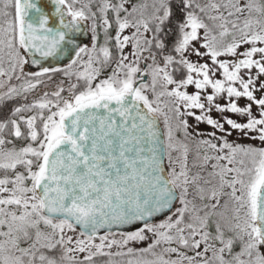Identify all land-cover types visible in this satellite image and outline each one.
<instances>
[{"label":"snow or ice","instance_id":"obj_1","mask_svg":"<svg viewBox=\"0 0 264 264\" xmlns=\"http://www.w3.org/2000/svg\"><path fill=\"white\" fill-rule=\"evenodd\" d=\"M0 264H264V0H0Z\"/></svg>","mask_w":264,"mask_h":264},{"label":"rangeland","instance_id":"obj_2","mask_svg":"<svg viewBox=\"0 0 264 264\" xmlns=\"http://www.w3.org/2000/svg\"><path fill=\"white\" fill-rule=\"evenodd\" d=\"M243 102H245V101H243V100L240 101L241 105H243ZM227 115L231 116L233 119H237V120H241V119H242V118L237 117V116H235V115H233V114H231V113H228ZM213 116L216 117L217 114H216V113H213ZM189 119H190V123H194V121H192L191 118H189ZM161 128L163 129V125H162V123H161ZM200 130H201L202 132H205V133L212 131V129H211L209 126L204 125V124L200 125ZM238 134H239V133H238ZM238 134H237V132H233L232 136H231L229 139H230V140H236L237 142H239V143H244V144H247V143H253V141H250V140H243V139H239V140H238V137H239ZM204 138H207V137L205 136ZM255 143L258 144L259 142L256 141ZM135 246L139 247V246H146V245H135Z\"/></svg>","mask_w":264,"mask_h":264},{"label":"trees","instance_id":"obj_3","mask_svg":"<svg viewBox=\"0 0 264 264\" xmlns=\"http://www.w3.org/2000/svg\"><path fill=\"white\" fill-rule=\"evenodd\" d=\"M14 83L16 82V81H13ZM245 102H243V104H244ZM253 111L255 112V107L253 108ZM238 134V133H237ZM239 135V134H238ZM113 251H116V249H113ZM103 259H107V257H105V258H103ZM115 261H117V262H119V261H126L127 259H129V257H114L113 258Z\"/></svg>","mask_w":264,"mask_h":264},{"label":"water","instance_id":"obj_4","mask_svg":"<svg viewBox=\"0 0 264 264\" xmlns=\"http://www.w3.org/2000/svg\"><path fill=\"white\" fill-rule=\"evenodd\" d=\"M81 39L83 40V42H85V43H87V38L86 37H81ZM29 70V68L26 66V71H28ZM32 70H35V69H32ZM160 127H161V125H160ZM161 130H162V128H161ZM103 231L104 230H101V235L103 234Z\"/></svg>","mask_w":264,"mask_h":264},{"label":"flooded vegetation","instance_id":"obj_5","mask_svg":"<svg viewBox=\"0 0 264 264\" xmlns=\"http://www.w3.org/2000/svg\"><path fill=\"white\" fill-rule=\"evenodd\" d=\"M25 70H26V68H25Z\"/></svg>","mask_w":264,"mask_h":264}]
</instances>
